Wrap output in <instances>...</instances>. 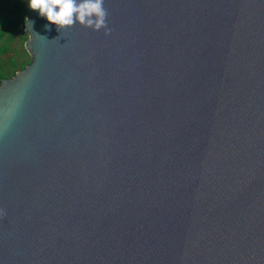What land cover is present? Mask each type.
<instances>
[{
	"label": "water",
	"instance_id": "obj_1",
	"mask_svg": "<svg viewBox=\"0 0 264 264\" xmlns=\"http://www.w3.org/2000/svg\"><path fill=\"white\" fill-rule=\"evenodd\" d=\"M104 7L109 35L27 7L0 264H264V0Z\"/></svg>",
	"mask_w": 264,
	"mask_h": 264
},
{
	"label": "clouds",
	"instance_id": "obj_2",
	"mask_svg": "<svg viewBox=\"0 0 264 264\" xmlns=\"http://www.w3.org/2000/svg\"><path fill=\"white\" fill-rule=\"evenodd\" d=\"M28 8L38 11L39 16L54 24L58 31L77 23L94 31L103 29L105 35L112 31L107 25L108 11L104 0H28ZM26 23L32 25L31 21ZM4 214L0 209V216Z\"/></svg>",
	"mask_w": 264,
	"mask_h": 264
},
{
	"label": "rangeland",
	"instance_id": "obj_3",
	"mask_svg": "<svg viewBox=\"0 0 264 264\" xmlns=\"http://www.w3.org/2000/svg\"><path fill=\"white\" fill-rule=\"evenodd\" d=\"M17 5L13 13L8 18L11 20V29L13 30L11 38L0 39V44L5 49L0 53V80L4 78H12L16 72L29 62L30 55L24 46L28 35L23 31L20 26L27 12L28 0H16ZM10 5H5L4 10L8 11Z\"/></svg>",
	"mask_w": 264,
	"mask_h": 264
},
{
	"label": "trees",
	"instance_id": "obj_4",
	"mask_svg": "<svg viewBox=\"0 0 264 264\" xmlns=\"http://www.w3.org/2000/svg\"><path fill=\"white\" fill-rule=\"evenodd\" d=\"M10 5V9L8 11L4 10L5 5ZM17 5L16 0H0V39L4 36V38H11L12 29L10 27L11 20L8 16L13 13ZM5 49L0 44V53L4 52Z\"/></svg>",
	"mask_w": 264,
	"mask_h": 264
}]
</instances>
